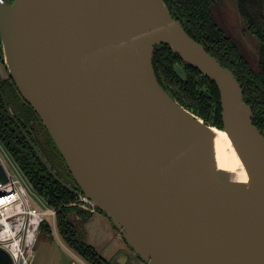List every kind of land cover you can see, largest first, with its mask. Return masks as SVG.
I'll list each match as a JSON object with an SVG mask.
<instances>
[{"label": "water", "instance_id": "95a60500", "mask_svg": "<svg viewBox=\"0 0 264 264\" xmlns=\"http://www.w3.org/2000/svg\"><path fill=\"white\" fill-rule=\"evenodd\" d=\"M0 38L9 76L79 189L53 169L0 86L10 118L49 173L104 211L143 263L264 264V134L234 73L164 0H0ZM159 45L215 82L222 128L163 87L154 67ZM175 70L187 81L182 64ZM199 121L227 132L248 171L246 188L210 165ZM8 181L0 163V185ZM0 264H14L2 248Z\"/></svg>", "mask_w": 264, "mask_h": 264}, {"label": "trees", "instance_id": "16d2710c", "mask_svg": "<svg viewBox=\"0 0 264 264\" xmlns=\"http://www.w3.org/2000/svg\"><path fill=\"white\" fill-rule=\"evenodd\" d=\"M175 18L185 30L215 56L223 66L230 69L244 91L245 101L254 112V124L264 134V0H238L241 14L249 30L260 41V67L255 72L240 55L232 40L219 29L211 14L212 5L219 0H164ZM0 61L5 63L0 38ZM182 64L187 81L180 78L175 67ZM154 67L163 87L182 106L188 108L206 123L223 127L221 96L215 82L199 69L186 63L167 45L156 47ZM10 108L40 148L58 175L79 189L69 167L53 141L51 134L35 109L20 94L14 80L9 76L0 80ZM216 129V128H215ZM0 142L6 148L18 168L30 182L34 191L48 207L57 210V231L62 240L88 264H115L87 242L86 223L94 213L80 206V197L62 186L35 155L17 124L10 118L0 95ZM97 212L107 214L97 209ZM51 228L40 227V231Z\"/></svg>", "mask_w": 264, "mask_h": 264}, {"label": "rangeland", "instance_id": "374dc122", "mask_svg": "<svg viewBox=\"0 0 264 264\" xmlns=\"http://www.w3.org/2000/svg\"><path fill=\"white\" fill-rule=\"evenodd\" d=\"M212 13L219 26L225 30L227 34L231 35L239 45L241 51L250 61L253 68L259 71L260 41L256 35L248 30L246 21L241 15L238 0L216 1L212 6ZM0 70H3L4 75L7 76L4 79H7L9 73L6 64L1 61ZM0 155L7 166L12 170V174L18 177L21 176L24 180L23 182L25 183V187L34 207L49 210L50 207H48L44 201L39 200L40 196L34 191L30 182L23 175L1 142ZM16 169L21 172V175L18 174ZM44 226L51 228V232L47 233V231L41 229V231L39 230V233H37L34 245L27 251V253L31 251V264H84L78 254L62 240L57 231V224L51 216H46ZM24 246L26 245L22 247ZM128 252L130 253V257L124 264H145L135 256L130 249ZM119 260H115L114 263L122 264Z\"/></svg>", "mask_w": 264, "mask_h": 264}, {"label": "built area", "instance_id": "2783aa9c", "mask_svg": "<svg viewBox=\"0 0 264 264\" xmlns=\"http://www.w3.org/2000/svg\"><path fill=\"white\" fill-rule=\"evenodd\" d=\"M0 163L9 176V181L0 185V248L10 255L14 264H31V251H27L34 245L46 216H51L56 222L57 210L34 207L21 176L12 174L1 155ZM18 174L21 175V172L18 171ZM39 200L43 201L41 197ZM80 205L97 212V208L86 200H80Z\"/></svg>", "mask_w": 264, "mask_h": 264}, {"label": "bare ground", "instance_id": "6f19581e", "mask_svg": "<svg viewBox=\"0 0 264 264\" xmlns=\"http://www.w3.org/2000/svg\"><path fill=\"white\" fill-rule=\"evenodd\" d=\"M197 130L203 153L210 165L246 188L250 180L248 171L227 132L204 126L201 121L198 122Z\"/></svg>", "mask_w": 264, "mask_h": 264}, {"label": "crops", "instance_id": "0c3cea01", "mask_svg": "<svg viewBox=\"0 0 264 264\" xmlns=\"http://www.w3.org/2000/svg\"><path fill=\"white\" fill-rule=\"evenodd\" d=\"M6 77L3 70H0V79ZM86 232L87 242L94 246L107 260H119L129 251L122 234L115 228L110 218L103 213H94L93 217L86 223ZM81 260L84 264H88L83 259Z\"/></svg>", "mask_w": 264, "mask_h": 264}]
</instances>
